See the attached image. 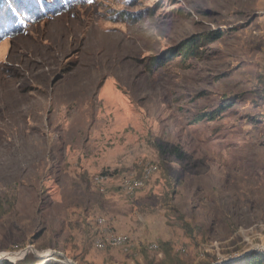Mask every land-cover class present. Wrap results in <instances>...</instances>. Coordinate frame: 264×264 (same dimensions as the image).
<instances>
[{"label": "rangeland", "instance_id": "1", "mask_svg": "<svg viewBox=\"0 0 264 264\" xmlns=\"http://www.w3.org/2000/svg\"><path fill=\"white\" fill-rule=\"evenodd\" d=\"M163 243L264 257V0H0V264H157Z\"/></svg>", "mask_w": 264, "mask_h": 264}, {"label": "trees", "instance_id": "2", "mask_svg": "<svg viewBox=\"0 0 264 264\" xmlns=\"http://www.w3.org/2000/svg\"><path fill=\"white\" fill-rule=\"evenodd\" d=\"M204 40H206V39L191 40L189 43H186L182 49H179L178 53L175 56L178 55L179 57L182 58V57H187L189 55H192V51L198 47L199 42L201 43ZM164 59H166V58H164ZM140 175H141V173L139 174V176ZM161 248L164 251L165 256H164V259L159 261L157 264H182L179 260H177L176 258H174L173 256L170 255L171 251H170V249H168V245L163 243V244H161ZM44 258H46V257H44ZM246 260L247 261L245 264H264V257L251 256V257H248ZM37 263H40V264L41 263L42 264H61V263L54 262L51 260L48 262L47 261L40 262L39 260L36 261V259L33 256H28L25 259H23L22 261H19L17 263H13L11 261L4 260V261H2L1 264H37Z\"/></svg>", "mask_w": 264, "mask_h": 264}, {"label": "bare ground", "instance_id": "3", "mask_svg": "<svg viewBox=\"0 0 264 264\" xmlns=\"http://www.w3.org/2000/svg\"><path fill=\"white\" fill-rule=\"evenodd\" d=\"M147 167V166H146ZM149 167V166H148ZM152 167V166H151ZM154 170L152 168H145L143 170V175L142 177L140 176V178L136 179H133L132 177H129L128 179H125L123 181V185H122V190L127 193V194H133L135 193L136 189H140L141 187H143V184H144V180L148 178V176L153 172ZM135 176V175H134ZM99 182V181H97ZM104 239V241H102V239H98L96 241L97 245L99 247H103L104 246V242L105 244L109 245V246H113V247H118L120 245H123L124 244V238H122L121 236H117L115 234H112V233H108L106 234L104 237H101ZM95 243V244H96ZM46 258H42L43 260L42 261H54V262H58V263H61V264H68V262L66 261V259H58L59 256L55 253V252H48V254H45ZM41 261V262H42ZM70 263H72L70 261ZM40 264V263H39ZM42 264V263H41ZM73 264V263H72Z\"/></svg>", "mask_w": 264, "mask_h": 264}, {"label": "water", "instance_id": "4", "mask_svg": "<svg viewBox=\"0 0 264 264\" xmlns=\"http://www.w3.org/2000/svg\"><path fill=\"white\" fill-rule=\"evenodd\" d=\"M60 258H62L63 259V256L62 255H59V254H57ZM66 261L68 262V264H72V263H70V260H68V259H66Z\"/></svg>", "mask_w": 264, "mask_h": 264}]
</instances>
